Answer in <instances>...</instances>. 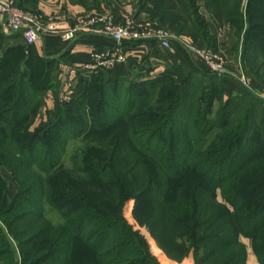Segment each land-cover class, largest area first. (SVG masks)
Segmentation results:
<instances>
[{"label": "trees", "instance_id": "trees-1", "mask_svg": "<svg viewBox=\"0 0 264 264\" xmlns=\"http://www.w3.org/2000/svg\"><path fill=\"white\" fill-rule=\"evenodd\" d=\"M202 2L218 27L237 28L242 63L264 84V0ZM197 3L138 0L146 20L204 45L209 22ZM183 67L151 82L125 80V89L122 80L111 86L95 75L65 103L66 124L56 120L45 133L29 130L41 92L21 74L0 81V169L17 186L10 199L0 175V264H158L123 217L129 196L136 222L170 260L191 254L195 264H246L244 237L264 264L263 101L240 95L214 111L210 84L217 77L200 79L191 70L175 81ZM156 89L167 94L155 100ZM90 91L96 97L88 105ZM71 138L95 146L72 154L67 169L62 158ZM44 202L59 224L45 216Z\"/></svg>", "mask_w": 264, "mask_h": 264}, {"label": "crops", "instance_id": "crops-1", "mask_svg": "<svg viewBox=\"0 0 264 264\" xmlns=\"http://www.w3.org/2000/svg\"><path fill=\"white\" fill-rule=\"evenodd\" d=\"M14 2L18 7L35 12L41 19L61 28L74 26L79 18L92 10L111 15L115 24H121L126 19L132 20L134 24L146 20L145 13L138 6V0H14ZM6 36L9 37L6 41L7 47L22 46L20 36L8 34ZM167 40L171 53L163 49L156 38L124 41L117 45L110 36L93 28L80 32L74 40L67 42L61 40L57 32L43 31L40 39L29 46L30 52L35 56L51 60L55 66L53 84L57 89L42 102L43 109H47L48 105L55 108L78 98L83 93L86 83L99 74L106 76L109 84H114L118 80L143 75L155 78L161 75L165 68L176 63L188 69H199L203 72L206 70L203 62L187 48V39H179L171 33ZM117 56L124 60L122 62L117 60Z\"/></svg>", "mask_w": 264, "mask_h": 264}, {"label": "rangeland", "instance_id": "rangeland-1", "mask_svg": "<svg viewBox=\"0 0 264 264\" xmlns=\"http://www.w3.org/2000/svg\"><path fill=\"white\" fill-rule=\"evenodd\" d=\"M197 6H199L200 8V13L205 17L207 22H209L208 23L209 36L207 37L205 36L206 41L204 45H200V43L198 45L196 44L194 45L191 43L190 39L186 40L187 44H190L191 46L195 47L200 51L209 50L210 52L219 55L225 61V66L227 67L226 68L227 73H225L222 77H219L217 75L212 74L205 65L204 67L206 68V70L204 72L200 71L199 69L195 70V69H191V68L188 69L186 67H183L181 72L175 75L174 77L175 81L177 80L176 78H181L182 76L187 74L186 71L189 72L191 70L200 79H204L203 76L201 75H206V74L216 76L217 79L214 81V83H211V81L207 79L203 80L205 84L206 82L207 83L210 82L211 83L210 86L215 89L216 98L214 99L213 102L214 111L218 109L219 104H221L223 100L233 97H240V95H248L250 97L259 98L263 101L262 105H264V84L263 82H261V80H259L257 77H255L253 74L250 73L248 66L246 67L242 63V55H241L242 41L236 38L237 28L234 26L231 27L230 25H224L218 27V25L211 19L210 15L206 11L205 5H203L202 0H198ZM144 17H147V14H145ZM147 21L152 22V24H157L158 26H160V23L157 18L156 19L154 18V20L152 21L147 19ZM160 27L162 28V26ZM174 36L177 37L175 34ZM14 37H18V36L15 35ZM177 38L181 39V37H177ZM7 39H9V37L6 36L2 26L0 25V58L2 63L4 64V71L0 75V81L3 82L5 79L9 78L12 75H16L17 77H20V74L24 75L25 81L30 80L31 88L34 89L36 92L38 91L41 92L42 95L41 102H43L45 99H48V96H50L51 93H53V90L57 89L56 88L57 86L55 84H52L54 77V68L52 69L46 67V69H44V65L42 63L36 62L34 57L30 55V53L27 51L28 46L23 45V43L21 44V42L20 44L24 49L23 51L19 49L18 51H14L16 47H7L6 45ZM173 66L176 67L178 66V64L176 63L168 66L167 68L164 69L163 72H161V75L168 74L167 73L168 70L171 69ZM241 68L247 72L246 85L243 84L240 79H237V75L239 74V70ZM262 71L264 72V65L262 66ZM161 75L155 76V78H150L148 75L147 76L143 75L137 78L122 79L121 81V83H123L122 89H125L127 86H129L130 82H126L125 80H132L137 82L139 81L151 82L153 80H156V78H159V76ZM109 85L112 86L113 84H109ZM136 91H138V93L143 92L140 90H136ZM166 94H167L166 90L160 91L159 89H156L155 100L160 95L164 96ZM95 97L96 95L92 94V92L90 91V93H88V96L86 98L87 100L86 103L89 105V101L91 99H94ZM169 97H171V93H168V98ZM64 105L65 103L60 104L55 108H53V106L48 105L47 109L46 108L43 109L42 107L43 105H42L35 114L34 119L29 127V130L35 133L38 129H41L40 131H42V133H45L47 130H49L50 125L59 119H61L60 120L61 122L58 125V127L66 124L67 121H65L66 119L64 117V113L66 112V109ZM90 145L95 146V144L92 145V143H89L88 141L81 138L69 139L66 146V153L62 158V164L64 165V168L70 169L72 167L70 161V156L72 154H74L75 152H80L81 150H83L84 148ZM0 175L5 181L8 191V197L11 199L14 196V194L17 192L16 183L12 179L10 173L5 168L0 169ZM218 200L221 201L220 196H218ZM132 205H133V198L129 196L125 203L123 217L126 220L127 224L132 226V228L135 231H137L148 243L149 253L155 259L154 261L156 263L195 264L191 254H189L185 259H183L180 262L178 261L175 262L167 258L166 255L163 253V251L159 249L156 242L152 239L147 228L145 226L139 225L136 222L132 213V209H133ZM43 209L45 216L52 223L59 224L62 221L59 213L45 202L43 205ZM240 239L242 243L245 244V248H246V264H257V259L252 253L249 240L244 237ZM8 240L10 241L9 244L10 249L13 251V255L15 254V257L17 259L18 248L16 246V243L13 240H10L9 238ZM150 240L154 241L155 246L159 249V253L153 250L152 242Z\"/></svg>", "mask_w": 264, "mask_h": 264}, {"label": "built area", "instance_id": "built-area-1", "mask_svg": "<svg viewBox=\"0 0 264 264\" xmlns=\"http://www.w3.org/2000/svg\"><path fill=\"white\" fill-rule=\"evenodd\" d=\"M0 25L5 34L20 36L25 46L33 45L40 39L43 31L57 32L61 40L70 42L80 32H86L96 28L98 32L110 36L117 45H120L124 41L156 38L160 46L171 53L169 40H167L170 33L157 24H152V22L147 20L134 24L130 19L124 20L121 24H115L111 15L95 10L89 11L79 18L74 26L61 28L56 27L49 21L41 19L35 12L18 7L14 0H0ZM187 48L203 61L204 65L207 66L212 74L222 77L227 73L225 61L219 55L209 50L200 51L190 44H187ZM116 58L121 62L124 60L120 56ZM246 73L241 68L237 75V79H240L245 85L247 84Z\"/></svg>", "mask_w": 264, "mask_h": 264}]
</instances>
